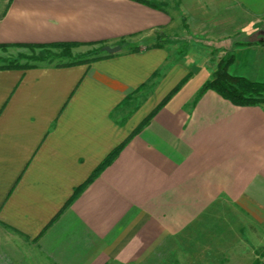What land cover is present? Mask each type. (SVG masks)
I'll use <instances>...</instances> for the list:
<instances>
[{"label": "crops", "instance_id": "1", "mask_svg": "<svg viewBox=\"0 0 264 264\" xmlns=\"http://www.w3.org/2000/svg\"><path fill=\"white\" fill-rule=\"evenodd\" d=\"M150 1L0 0V48L122 47L86 64L0 68V264H168L147 257L168 241L195 251L201 236L206 251L264 249V104L199 95L230 50L231 74L264 80V0ZM183 42L199 46L182 55Z\"/></svg>", "mask_w": 264, "mask_h": 264}, {"label": "trees", "instance_id": "2", "mask_svg": "<svg viewBox=\"0 0 264 264\" xmlns=\"http://www.w3.org/2000/svg\"><path fill=\"white\" fill-rule=\"evenodd\" d=\"M145 3H150L153 6H159L152 3L150 0H138ZM174 37H168L165 40H172ZM105 42H57V43H42V44H14V45H1V47L7 46H17V47H30L35 49L37 47L43 48L46 51L45 56L35 57V58H43L49 55H53L55 57H64L69 58V61H65L63 63L58 64V66H72L75 64L82 63H91L98 59L106 58L112 56V54H100L102 51L101 48H94L88 50L85 53L75 54L74 49L83 44H104ZM161 46V43H157L152 46ZM150 48V47H147ZM54 50H58V52H54ZM135 50H141L140 47H137ZM105 53V52H104ZM34 58V57H33ZM235 61V54L233 51H228L225 56H223L218 63L217 69L214 73V77L208 80L203 87L201 88L199 95H202L208 89H214L218 93H220L224 98L229 99L236 105H259L264 104V80L263 81H255L251 80L244 76L233 75L229 71V67ZM37 65L34 64H22L19 61L9 62L6 64H1L0 68H31ZM157 74V72L155 73ZM187 80V77L182 79V81L174 88L172 91L161 101V103L143 120V122L134 130V132L121 144L115 147L106 158L96 167V169L92 172L89 178L82 183L80 186L76 187L73 195L69 199V201L64 206V209L68 207L73 200L81 193V191L85 188V186L91 182L94 178H96L118 155V153L123 149V147L127 144L130 138L139 132L145 125L149 123V121L155 116L158 109L163 107L167 101L181 88L182 84H184ZM59 216V214L54 218V220ZM53 222V221H52Z\"/></svg>", "mask_w": 264, "mask_h": 264}, {"label": "rangeland", "instance_id": "3", "mask_svg": "<svg viewBox=\"0 0 264 264\" xmlns=\"http://www.w3.org/2000/svg\"><path fill=\"white\" fill-rule=\"evenodd\" d=\"M170 41H175V40L172 39V40H167L165 42L167 43ZM103 45H106V43L94 44V45L93 44L92 45L83 44L75 48L74 53L75 54L85 53L88 50H91L94 48H101ZM180 46L182 49L181 50L182 55L186 53V51H189V50H190V53L188 52L189 55H193V53L195 52L194 48H196V46H199V45H192V44L190 45L186 42H183ZM192 50L194 51L191 53ZM218 51L219 50L216 49L212 53V57L213 56L215 57L214 60L219 59L217 57ZM54 52L57 53L58 50H54ZM45 54H46V51L43 48H39V47L35 49H32L30 47H17V46H7L4 48L2 47L0 48V65L6 64L9 62L19 61L22 64H34L38 66H42V65L56 66L60 63L70 60L69 58L55 57L53 55H49V56H46L40 59L35 58L39 56L42 57L43 55L45 56ZM100 54H106V53L101 51ZM197 55H199V53H197ZM192 60L193 61H189L190 64H192L190 68H193L194 66L193 63L202 64L201 57L198 56V58L196 59L195 54ZM154 97L157 98L156 93L154 94ZM141 103L142 102H139L137 105H141ZM130 111L131 110L125 109V106H123V107L118 108L116 111H114L113 115H115L116 118L123 120L126 117H128L127 115L130 113ZM207 237L208 236H201L198 245H192V246L188 245L187 246L189 249L195 248V251L183 250L180 248H178V250H173L175 247L170 246L171 244L168 241L166 243L168 244L167 251H163L161 248L155 249L154 251L150 252V254L148 253L150 256L148 255L149 258L147 257V259L148 261L150 259V262L159 261L161 259H166L165 261H167L168 264H261L264 260V249L255 251L253 250L254 249L253 245H247V249H248L247 251H235V250H232V248H230V251L203 250V248H206V245L204 244L203 246L201 242L203 241V239L207 240ZM171 243L174 244V240H172ZM263 248H264V242H263Z\"/></svg>", "mask_w": 264, "mask_h": 264}, {"label": "water", "instance_id": "4", "mask_svg": "<svg viewBox=\"0 0 264 264\" xmlns=\"http://www.w3.org/2000/svg\"><path fill=\"white\" fill-rule=\"evenodd\" d=\"M101 49L105 53L115 54V53L120 52L122 47H121V45H109V44H106V45H103L101 47ZM261 264H264V260H263V262Z\"/></svg>", "mask_w": 264, "mask_h": 264}]
</instances>
